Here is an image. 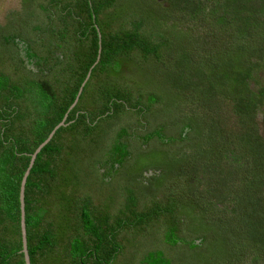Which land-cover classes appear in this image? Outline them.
<instances>
[{
	"label": "trees",
	"instance_id": "trees-1",
	"mask_svg": "<svg viewBox=\"0 0 264 264\" xmlns=\"http://www.w3.org/2000/svg\"><path fill=\"white\" fill-rule=\"evenodd\" d=\"M46 1L48 6L33 0L31 7L30 0H21L22 9L30 5L35 39L24 41L16 32L25 11H11L0 24L1 41L14 44L18 67L29 79L27 85L14 82L16 69H0V264H25L19 182L34 149L55 126L23 187L30 264H111L124 245L116 233L126 221H147L151 214L160 221L157 243L139 264H175L163 243L182 264H264V87H251L264 64V0ZM34 8L44 14L32 18ZM149 60L167 78L201 93L188 103L195 111L161 110L156 120L151 116L139 125L141 131L116 128L113 151L94 163L101 177L109 179L126 162L131 166V143L140 153L134 184L122 193L130 220L121 217L110 229L87 198L76 194L71 199H80L79 206L67 203L74 185L61 177L68 171L60 167L61 156L70 151L65 139L76 127L87 136L114 110L143 109L141 98L131 102L120 92L117 77L125 81L129 63ZM97 74L102 86L118 89L101 90V105L98 94L96 101L82 100ZM144 90L147 108L160 94ZM24 94L35 95L37 110H18L15 99ZM150 141H173L176 147L147 152ZM194 163L198 167L185 173ZM180 182L185 189L176 187ZM151 183L157 187L144 195L151 207L133 212L141 202L137 189ZM61 205H70L66 214ZM65 217L71 218L66 225Z\"/></svg>",
	"mask_w": 264,
	"mask_h": 264
},
{
	"label": "rangeland",
	"instance_id": "rangeland-1",
	"mask_svg": "<svg viewBox=\"0 0 264 264\" xmlns=\"http://www.w3.org/2000/svg\"><path fill=\"white\" fill-rule=\"evenodd\" d=\"M30 3L32 5L31 7L35 6L33 4V0H30ZM42 3L48 6V2L46 0H42ZM28 6L30 5L25 4L24 8L22 9L21 0H0V24L7 23L9 13L11 11L17 10L26 12V8ZM37 10L39 9H33L34 15L32 16V18L41 17L44 14L42 11L37 12ZM23 19L29 20V13L25 14ZM26 20L19 21L17 23L19 29L16 30L17 33H20L19 37H22L24 41L28 40L29 37L35 39V37L37 36V33H31V29L29 28V21ZM1 34L0 69L1 67L16 69L17 74H14V82L27 85L29 82L27 75L28 73L26 71H23L22 68L18 67L19 60L15 55L13 47L14 44L11 42L9 44L3 43L1 41ZM17 43L19 45L22 44L21 42ZM122 66L124 65L121 63L120 68ZM257 75L259 76V81H256L255 79V81L251 82V87L253 89H255L257 86L264 87V64L257 70ZM123 76L125 78V81L121 80L120 77H117V80H119L118 83H120L121 81L119 89L120 92H122V94L125 96L132 97V99L130 100L131 102H134L136 98H141L140 100H142L141 103H143V109H140V112H136L137 109L114 110L115 112L113 113V115H109L98 121L93 129L88 132L87 136L82 137L80 127H76L74 129V132L72 133L73 135L65 139V142L69 146L70 151L63 153L60 161V167L68 169V171L65 172V175L61 177L70 180L74 185L71 192H66V194L69 195L66 198L67 203L74 207L76 205L79 206L76 203L80 199H78L77 201H72L71 199V196L76 194L81 195V197L87 198L91 205L95 206V212L103 211V216H101L100 219L106 220L110 229L116 227L121 217H127L129 219V216H131L129 214V208L123 206L122 193L125 192V189L132 187L134 184L135 177H137V168L135 167V164H139V161L137 163L135 162L139 158L138 154L140 153L139 148H136L135 143H131L129 147L133 148L132 151L134 153L129 161V163H131V166L129 167L128 162H126L120 172L113 173L109 179H103L101 177L97 165H95L94 163L101 156L108 157L110 152L113 151L114 147L111 146V142L114 139L116 128L121 127L125 130L127 128L132 130L134 126L136 130L140 129L141 131L145 120H149V118L152 117V120H156V118L160 116L161 110L183 111L184 108H186L184 111H195L192 108V105L189 108L188 103L190 101L192 102V100L195 99L197 93H201L200 91L195 92L194 89H192L191 85L189 87L187 84H185L186 82L178 83L177 81H174V79L167 78L163 74L161 68L155 62H153V60H149L146 63H129L126 66L125 72H123ZM101 80H103V78L100 77L99 74H97L96 76H92V78L89 80V87L87 86V91L85 89L83 93V101H93V97H95L94 101H96L98 94V103L99 105H101V90H118L114 85L106 87L102 86ZM258 83L259 85H257ZM145 88L155 89L160 94V98L154 103L150 101V104L147 108V100L149 99L147 93L144 90ZM30 92L31 91H28L26 93L30 96ZM27 94H24V96H22L21 98L15 99L18 110H37L35 106L36 103L34 102L35 100L33 99L35 95H32V98ZM173 95L178 96L180 102L178 101V99L174 98ZM224 115L231 120L233 119L231 111L225 110ZM158 119H160V121H163V118ZM141 123L142 128L141 126H139ZM129 126H131V128ZM145 127H147V121ZM119 128L117 130H119ZM172 128L174 129V127ZM173 129L168 127L166 130L170 132L169 134H172L173 132H175ZM136 130H134V132ZM151 141L147 145V152H157L161 148L168 151V146L169 148L174 149L176 147V144L172 143L174 140L168 143H157ZM102 166H104V164ZM197 167L198 166L194 163L188 167H185L184 172H191ZM105 168H107L106 165L101 170ZM176 185V187L180 190L185 189V187L182 185V182L176 183ZM155 186L156 185L151 183L150 189H145L146 191L143 188L137 189L139 192L136 191L134 196L136 199L138 198L143 204L141 206L140 202V206L137 209H133V212L139 211L145 207H151L152 203H150V197L146 196L151 195V191L155 188ZM69 206L61 205V209H63V211L65 212L64 214H66L67 210L70 209ZM184 209H187L185 205ZM150 217V220L141 221L138 223H132V221L129 219L130 223L126 221L127 225L116 233L117 237L123 235L124 243L122 240L119 242L124 245L121 251L114 257L111 264H139L141 258L143 257V254L146 251L152 252L150 250L154 248L156 245L155 243H157V241L155 240V235L157 226L160 224V221L153 214H151ZM68 219L70 220L71 218L65 217L63 219L65 225L68 223ZM110 234L111 233H109V235ZM162 248L163 253L167 257L172 258L173 261H175V264H182L181 259L178 260V254L176 256V250L173 249L172 246L165 245L163 243ZM183 248L185 249V247ZM256 264L259 263L257 262Z\"/></svg>",
	"mask_w": 264,
	"mask_h": 264
},
{
	"label": "water",
	"instance_id": "water-1",
	"mask_svg": "<svg viewBox=\"0 0 264 264\" xmlns=\"http://www.w3.org/2000/svg\"><path fill=\"white\" fill-rule=\"evenodd\" d=\"M78 96V94H77ZM76 96V98H77ZM76 101V99L74 100V102ZM59 124H63L62 122ZM57 126H55L48 134V136L44 139V141H41L36 148L34 149V152L31 154V158L29 161V164L27 166V168L25 169V171H23L21 178H20V182H19V194H18V199H19V208H20V225H21V245H22V252H23V257H24V262L25 264H30L29 263V259H28V254H27V248H26V238H27V232H26V223H25V218H24V210H23V187H24V182H25V178L26 175L28 173V171H30V168L33 164L34 158L36 156V153L38 151V149L40 148V146L42 144H45L47 142V140L51 137L53 131L55 130Z\"/></svg>",
	"mask_w": 264,
	"mask_h": 264
}]
</instances>
